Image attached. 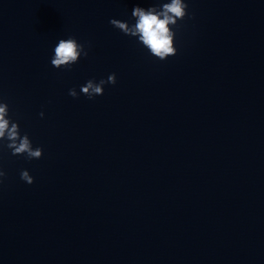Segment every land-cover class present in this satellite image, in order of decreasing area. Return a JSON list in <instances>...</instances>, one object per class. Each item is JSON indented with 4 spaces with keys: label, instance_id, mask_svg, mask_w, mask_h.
<instances>
[{
    "label": "water",
    "instance_id": "obj_1",
    "mask_svg": "<svg viewBox=\"0 0 264 264\" xmlns=\"http://www.w3.org/2000/svg\"><path fill=\"white\" fill-rule=\"evenodd\" d=\"M155 2L0 0V101L43 149L0 141V264H264V0H185L165 60L109 23Z\"/></svg>",
    "mask_w": 264,
    "mask_h": 264
},
{
    "label": "clouds",
    "instance_id": "obj_2",
    "mask_svg": "<svg viewBox=\"0 0 264 264\" xmlns=\"http://www.w3.org/2000/svg\"><path fill=\"white\" fill-rule=\"evenodd\" d=\"M186 15L188 11L185 0H169V2L156 0L147 8L139 4L133 7L131 16L135 18V23L130 24L128 21L115 18L110 19L109 23L125 35L136 37L138 43L148 49L151 55L165 60L177 52L174 42L176 33L173 26H176L178 21L183 20ZM82 54L85 57L88 55L84 44L79 43L74 36H69L67 39L62 38L54 47L51 64L57 68H70ZM106 83L115 84L116 74L111 73L107 80L101 79L99 82L89 79L81 85V91L92 99L96 95L103 94V85ZM69 95L75 98L78 93L75 88H72L69 89ZM8 113V104L0 101V141L7 140L6 147L11 149L12 155L26 154L28 159H39L43 154V149L33 148L28 134L21 135L19 123L11 120ZM40 115L43 116L44 113L41 112ZM6 175V172L0 169V183ZM20 175L21 179L28 184L34 182V177L27 169L22 170Z\"/></svg>",
    "mask_w": 264,
    "mask_h": 264
}]
</instances>
